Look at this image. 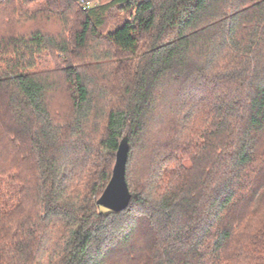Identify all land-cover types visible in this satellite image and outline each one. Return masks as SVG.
<instances>
[{
    "label": "trees",
    "instance_id": "1",
    "mask_svg": "<svg viewBox=\"0 0 264 264\" xmlns=\"http://www.w3.org/2000/svg\"><path fill=\"white\" fill-rule=\"evenodd\" d=\"M86 1L0 0V264H264V0Z\"/></svg>",
    "mask_w": 264,
    "mask_h": 264
},
{
    "label": "water",
    "instance_id": "2",
    "mask_svg": "<svg viewBox=\"0 0 264 264\" xmlns=\"http://www.w3.org/2000/svg\"><path fill=\"white\" fill-rule=\"evenodd\" d=\"M128 142L124 137L119 145L115 155V163L112 170V176L97 200V206L105 208L111 212L119 213L127 208L131 195L125 180V166L128 155Z\"/></svg>",
    "mask_w": 264,
    "mask_h": 264
},
{
    "label": "rangeland",
    "instance_id": "3",
    "mask_svg": "<svg viewBox=\"0 0 264 264\" xmlns=\"http://www.w3.org/2000/svg\"><path fill=\"white\" fill-rule=\"evenodd\" d=\"M127 16L122 15L121 13L113 14L112 18L109 19L107 27L103 30V33L112 32L115 27L123 20H125ZM39 69H46L51 66V62L49 58L44 53L42 56L39 57Z\"/></svg>",
    "mask_w": 264,
    "mask_h": 264
},
{
    "label": "built area",
    "instance_id": "4",
    "mask_svg": "<svg viewBox=\"0 0 264 264\" xmlns=\"http://www.w3.org/2000/svg\"><path fill=\"white\" fill-rule=\"evenodd\" d=\"M83 11L90 10L96 6V3L87 2L86 0H74Z\"/></svg>",
    "mask_w": 264,
    "mask_h": 264
}]
</instances>
